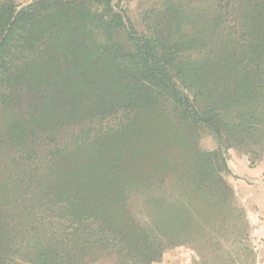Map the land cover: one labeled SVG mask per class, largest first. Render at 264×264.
Here are the masks:
<instances>
[{"label": "rangeland", "instance_id": "obj_1", "mask_svg": "<svg viewBox=\"0 0 264 264\" xmlns=\"http://www.w3.org/2000/svg\"><path fill=\"white\" fill-rule=\"evenodd\" d=\"M12 1L20 8L36 0ZM69 1L111 18L103 0ZM111 7L124 26L110 32L97 28L99 40L117 44L122 56L136 49L131 35L177 47L183 73L181 78L175 74L177 88L191 100L202 93L201 106L225 91L214 70L264 41V0H112ZM250 60L264 61V55ZM60 65L65 69V62ZM59 80L0 77V264H36L43 246L51 252L50 264H117L112 249L82 247L105 218L148 227L152 218L169 217V205L181 193L202 211L188 175L195 167L188 161L176 169L160 167L164 179H147L158 159L192 156L187 145L200 153L218 151L210 129H193L186 122L172 127L179 115L172 100L161 99L154 120L144 118L141 109L95 112L89 102L72 104L65 98L55 88ZM253 149H222L229 170L222 175L248 225V252L224 245L234 249L235 264H264V147ZM158 205L164 212H155ZM200 260L193 245L180 242L154 264Z\"/></svg>", "mask_w": 264, "mask_h": 264}, {"label": "trees", "instance_id": "obj_2", "mask_svg": "<svg viewBox=\"0 0 264 264\" xmlns=\"http://www.w3.org/2000/svg\"><path fill=\"white\" fill-rule=\"evenodd\" d=\"M103 2L109 21L69 0H36L17 14L14 1L0 2V77L10 81L58 77L55 88L72 104L89 102L95 112L141 109L150 120L157 118L161 99L172 100L179 111L172 127L186 122L193 129L208 128L216 136L219 150L200 153L182 140L192 149V156L171 162L161 158L149 169L147 181L152 182L158 176L166 178L159 175L160 167L176 169L185 166V161L191 163L195 171L188 175L202 211L181 193L169 205V217L163 222L151 217V224L143 227L136 221L105 218L101 227L83 239L82 247L112 249L117 264H154L170 245L181 242L194 246L199 264H235L234 249L224 245L232 243L248 252L244 243L248 225L244 213L234 207L233 190L222 175L229 172L222 149L250 152L264 147V61L250 60L264 55V41L243 50L240 56L245 55L247 61L234 54L231 62L214 70L216 82L222 83L225 91L211 104L201 106L198 99L204 97L202 93L191 100L177 88L175 77H183L177 47L163 46L153 37L131 35L136 49L122 56L117 44L99 40L97 28L104 26L110 32L124 26L123 17L111 7L112 0ZM64 62L65 69L60 65ZM154 208L157 213L165 210L162 205ZM42 248L36 264H50L51 252Z\"/></svg>", "mask_w": 264, "mask_h": 264}, {"label": "water", "instance_id": "obj_3", "mask_svg": "<svg viewBox=\"0 0 264 264\" xmlns=\"http://www.w3.org/2000/svg\"><path fill=\"white\" fill-rule=\"evenodd\" d=\"M30 4H31V3H29V4H27V5H24V6L20 7V8H18L16 14H17L20 10H22L23 8H25L26 6H28V5H30Z\"/></svg>", "mask_w": 264, "mask_h": 264}]
</instances>
